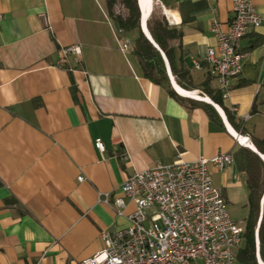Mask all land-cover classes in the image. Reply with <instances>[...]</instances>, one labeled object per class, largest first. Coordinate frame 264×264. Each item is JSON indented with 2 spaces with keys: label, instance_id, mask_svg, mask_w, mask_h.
I'll return each mask as SVG.
<instances>
[{
  "label": "crops",
  "instance_id": "crops-1",
  "mask_svg": "<svg viewBox=\"0 0 264 264\" xmlns=\"http://www.w3.org/2000/svg\"><path fill=\"white\" fill-rule=\"evenodd\" d=\"M157 1L168 22L183 31L180 42H171L181 63L195 83L209 79L218 89L203 59L216 44L212 22L227 29L232 20L231 0ZM253 4L264 14V0ZM135 37L119 28L104 0H0V264H79L101 250L102 230L126 228L134 210L125 199L118 215L98 201L99 193L112 197L132 172L178 155L212 158L231 154L237 138L264 137L258 129L264 120V27L242 38V70L223 99L245 135L218 104L211 101L222 125L146 78L133 51ZM123 41L130 44L126 51ZM70 45L79 53L61 62V49ZM164 60L172 90L186 98ZM97 138L103 152L94 146ZM208 170L227 208L243 209L244 220V174L235 162L222 170L209 162Z\"/></svg>",
  "mask_w": 264,
  "mask_h": 264
},
{
  "label": "built area",
  "instance_id": "built-area-1",
  "mask_svg": "<svg viewBox=\"0 0 264 264\" xmlns=\"http://www.w3.org/2000/svg\"><path fill=\"white\" fill-rule=\"evenodd\" d=\"M231 2L232 20L227 29L212 22L216 44L203 59L217 79L222 99L229 97L232 80L242 70V38L264 27V14L256 10L253 0ZM129 47L128 41L121 43L122 51ZM79 51L77 45L64 47L61 62L66 54ZM193 64L196 69L201 67L200 61ZM243 139L237 138V142L246 146L248 138ZM94 146L101 152L105 149L100 138ZM209 162L222 170L234 159L230 153L200 156L194 161L178 155L170 163L132 172L112 197L108 192L99 193L98 201L113 205L118 215L127 206L125 199L134 203V210L126 228L102 230L101 250L79 264H234L243 230L231 217L221 190L213 186Z\"/></svg>",
  "mask_w": 264,
  "mask_h": 264
},
{
  "label": "trees",
  "instance_id": "trees-1",
  "mask_svg": "<svg viewBox=\"0 0 264 264\" xmlns=\"http://www.w3.org/2000/svg\"><path fill=\"white\" fill-rule=\"evenodd\" d=\"M104 2L107 13L122 31L136 32L133 51L146 78L167 88L172 96L186 101L190 107L203 109L212 121L222 125L220 115L209 102L182 98L175 94L166 72L167 66L162 56L164 54L175 82L186 90H198L201 96H206L218 104L223 109L229 124L238 133L245 135L242 122L236 119L232 111L223 104L219 90L209 85V79L195 83L191 71L179 60L177 49L171 42L174 40L180 42L183 31L180 27L169 24L163 10H156V4L153 3L146 20L147 30L155 46L140 27V10L136 0H104ZM116 6L121 8L119 13L115 12ZM249 140L255 151L248 146L239 145L231 153L237 171L244 174L247 189V215L242 224V242L235 257V261L239 264H259L258 257L264 263V137L251 135Z\"/></svg>",
  "mask_w": 264,
  "mask_h": 264
},
{
  "label": "bare ground",
  "instance_id": "bare-ground-1",
  "mask_svg": "<svg viewBox=\"0 0 264 264\" xmlns=\"http://www.w3.org/2000/svg\"><path fill=\"white\" fill-rule=\"evenodd\" d=\"M139 3H140V6H141V9H142V11H143V17H144V19H145V18L150 14V12H151L150 5H151V3H152V0H139ZM147 13H148V15H147ZM145 30H146V28H145ZM146 32L149 33L148 30H146ZM171 81H172V80H171ZM174 81H175V80H174ZM172 84H173V82H172ZM173 86H174V84H173ZM175 86H176V88H177L180 92H182V93L185 94L186 96L189 95V97H193V98H196V99H200V100L205 99L206 101L208 100L207 97H205V96H201V95H199L197 92H191V91H188V90H186V89L180 87L178 84H175ZM182 93H181V94H182ZM208 102H211V100L208 101ZM216 108L218 109L217 106H216ZM218 110H219V109H218ZM231 130H232V129H231ZM238 136H239V135H238ZM240 139H241L242 141H244L243 137H240ZM249 143H250V142H249ZM249 143H247V144H245V145L251 147V146H250L251 143H250V144H249ZM251 148H254V146L251 147ZM261 263H262V262H261ZM262 264H264V263H262Z\"/></svg>",
  "mask_w": 264,
  "mask_h": 264
},
{
  "label": "rangeland",
  "instance_id": "rangeland-1",
  "mask_svg": "<svg viewBox=\"0 0 264 264\" xmlns=\"http://www.w3.org/2000/svg\"><path fill=\"white\" fill-rule=\"evenodd\" d=\"M154 4H156L155 5V7H157L156 10L157 9L158 10H162V7L159 5V2L157 0L154 1ZM120 11H121V8L119 6H116L115 7V12L119 13ZM128 37H129L130 40H133V34L131 32L128 34ZM166 72H167V75H168V68L167 67H166ZM196 92L199 94V91H196ZM261 128H262V131H264V120H262V124L259 126L258 129H261ZM259 131H261V130H259ZM228 209H229V212L231 214V217H233L234 219L240 221V224H243V221H244L243 220L244 210L241 209V208L234 209L232 207H229ZM234 264H239V263L237 261H235Z\"/></svg>",
  "mask_w": 264,
  "mask_h": 264
},
{
  "label": "water",
  "instance_id": "water-1",
  "mask_svg": "<svg viewBox=\"0 0 264 264\" xmlns=\"http://www.w3.org/2000/svg\"><path fill=\"white\" fill-rule=\"evenodd\" d=\"M137 1V4H138V7H139V10H140V27H141V29H142V31H143V33L146 35V37L150 40V42H152L155 46H156V44L154 43V41L152 40V38H151V36L149 35V33H147L146 32V30H147V28H146V18L144 19V17H143V13H141V6H140V3H139V0H136ZM145 28H146V30H145ZM162 56H163V58H165L164 57V54H162ZM188 98H192V99H196V98H193V97H189V96H187ZM196 100H200V99H196ZM201 101H206V100H201ZM206 102H208V101H206ZM210 104H212L211 102H209ZM249 147V146H248ZM250 149H252V150H254L255 151V148H251V147H249ZM258 262H259V264H262L261 263V260L259 259V257H258Z\"/></svg>",
  "mask_w": 264,
  "mask_h": 264
}]
</instances>
